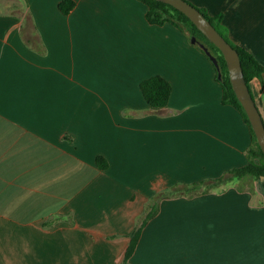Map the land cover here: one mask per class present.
<instances>
[{
  "label": "crops",
  "instance_id": "crops-1",
  "mask_svg": "<svg viewBox=\"0 0 264 264\" xmlns=\"http://www.w3.org/2000/svg\"><path fill=\"white\" fill-rule=\"evenodd\" d=\"M61 1L0 0V264H264V176L187 194L252 143L210 57L143 0ZM188 1L264 66V0ZM249 85L264 121V72Z\"/></svg>",
  "mask_w": 264,
  "mask_h": 264
},
{
  "label": "trees",
  "instance_id": "trees-1",
  "mask_svg": "<svg viewBox=\"0 0 264 264\" xmlns=\"http://www.w3.org/2000/svg\"><path fill=\"white\" fill-rule=\"evenodd\" d=\"M143 1L148 5L146 17L150 22L157 23L160 25L166 22L174 24L181 31H183L188 38H192L193 36L196 37L195 44L202 52L206 53L204 49L199 45V43H203L210 50V52L214 56H216L219 66V69L216 68L217 75L218 71H220L221 74L220 77H218V80L222 85V100L224 103L234 106L241 113L244 121L250 127L252 134V143L246 150L247 161L244 165L228 169L223 175L219 177L200 180L192 183L189 186L187 194L193 195L211 191L212 189L218 187V183L224 182L227 177L240 179L244 176H249L252 179H257L261 176H264V152L262 151L257 141L256 135L251 127L247 114L233 90L229 77L227 62L222 51L212 41H210L204 33H202V31L193 23V21L186 14H184L179 9L166 2L159 0ZM73 6V0H62L59 3L60 9L64 13L69 12V10L72 9ZM195 6L202 11V13L212 22V24L228 40V42H230L232 46L237 49L242 63L244 77L248 85L253 78L261 77L264 72V66L254 57V55L248 49L234 42L229 37L228 31L222 23V15L220 13L211 14L206 8L197 5ZM140 89L144 98L152 108H161L167 106L169 102L172 92V85L166 77L157 74L143 79L140 83ZM96 163L102 169L108 167V161L102 155H99L96 158ZM155 212L156 208L154 207L152 211H150V214L147 216V218L143 220L141 227L147 223L148 219H150ZM139 234L140 229L138 228L132 235V241L130 243V246L128 247L125 260L132 253L137 243ZM123 264H125V261Z\"/></svg>",
  "mask_w": 264,
  "mask_h": 264
},
{
  "label": "water",
  "instance_id": "water-1",
  "mask_svg": "<svg viewBox=\"0 0 264 264\" xmlns=\"http://www.w3.org/2000/svg\"><path fill=\"white\" fill-rule=\"evenodd\" d=\"M159 1L166 2L186 14L202 31V33H204L205 36L222 51L227 62L233 90L238 100L241 102L250 121L251 127L256 135L257 141L264 152V121L254 100L250 87L244 77L242 63L237 49L234 48L230 42H228V40L218 31V29L202 13V11L188 0ZM192 41L196 42V37L193 36ZM199 45L213 61L216 68L219 69L216 56H214L203 43H199ZM220 75V71H218V77H220Z\"/></svg>",
  "mask_w": 264,
  "mask_h": 264
},
{
  "label": "rangeland",
  "instance_id": "rangeland-1",
  "mask_svg": "<svg viewBox=\"0 0 264 264\" xmlns=\"http://www.w3.org/2000/svg\"><path fill=\"white\" fill-rule=\"evenodd\" d=\"M176 27V26H175ZM178 28V27H177ZM179 29V28H178ZM180 32H183L179 29ZM184 33V32H183ZM185 34V33H184ZM188 38V37H187ZM188 41L192 43L193 45H196L195 42L192 41V38H188ZM197 46V45H196ZM198 47V46H197Z\"/></svg>",
  "mask_w": 264,
  "mask_h": 264
}]
</instances>
